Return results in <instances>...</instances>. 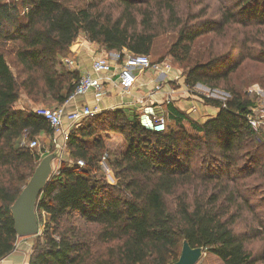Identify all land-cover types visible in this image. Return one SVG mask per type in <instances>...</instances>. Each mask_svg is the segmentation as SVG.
Wrapping results in <instances>:
<instances>
[{"label": "trees", "instance_id": "16d2710c", "mask_svg": "<svg viewBox=\"0 0 264 264\" xmlns=\"http://www.w3.org/2000/svg\"><path fill=\"white\" fill-rule=\"evenodd\" d=\"M206 1L89 0L76 9L60 0H0V257L18 240L11 206L54 152L19 145L54 133L35 111L15 108L21 93L64 105L82 76L63 59L81 34L123 60L125 52L151 56L155 41L173 33L170 54L180 63L200 39L224 40L226 51L190 68L185 83L223 86L230 98L204 97L220 110L216 117L200 124L180 113L160 133L123 110L75 126L66 141L74 163L63 162L39 198L41 234L28 264H175L185 240L222 264H264V139L246 118L254 105L246 83H232L248 65L264 71V0H212L213 10L202 8ZM252 81L264 88V72ZM109 133L124 137L123 151L106 148ZM105 154L117 184L100 173Z\"/></svg>", "mask_w": 264, "mask_h": 264}, {"label": "crops", "instance_id": "0c3cea01", "mask_svg": "<svg viewBox=\"0 0 264 264\" xmlns=\"http://www.w3.org/2000/svg\"><path fill=\"white\" fill-rule=\"evenodd\" d=\"M79 45L80 47L76 53H71L70 55L75 63L73 70H78L81 73V76L90 74L95 78L104 77V74L98 75L92 70L93 61L98 58V54H96L97 46L85 40L81 41ZM112 62L114 63L115 60ZM135 73L137 75V81L130 94L123 93L118 82L111 83L105 81L106 97L104 99L97 101L93 92L90 91L86 95L75 97L70 104H68L66 111L72 112L76 109H81L84 106H89L92 109H98V111L123 110L127 116L132 118L135 115L141 116L146 107L152 106L156 108L157 111H161L164 114L166 113L169 126L176 125L177 120H180L179 118L182 116L180 113L187 114L190 119L203 124L216 117L220 111L216 107L205 104L202 99L195 97L192 94V91L190 94V90L187 87H181V89L174 90L171 83H175L181 78L173 72L163 75L160 78L156 75H151L140 70ZM158 81L162 83V88L160 92H155ZM182 82L183 81H180L179 83ZM54 106H57V103H54L52 107ZM171 110L174 111L172 112ZM186 123L187 122H185V124ZM63 128L65 130L69 129V123L67 120H64ZM44 135L45 134L40 137H43ZM53 136V141L54 139L60 141L58 144L61 146L60 154L64 153L62 152V145H65L66 141H64L62 134L53 133ZM105 145L108 150H111L112 148L115 151H123L125 149V140L122 135L109 133L105 137ZM68 157L69 153L65 155V162L73 164ZM106 177L108 182L111 183V173ZM30 238L32 237L18 238L14 251L5 257L1 264H28L34 246V243L33 241H30ZM205 256L207 264H222L221 261L214 256H207V254H205Z\"/></svg>", "mask_w": 264, "mask_h": 264}, {"label": "built area", "instance_id": "2783aa9c", "mask_svg": "<svg viewBox=\"0 0 264 264\" xmlns=\"http://www.w3.org/2000/svg\"><path fill=\"white\" fill-rule=\"evenodd\" d=\"M19 1V0H15ZM119 59L116 62L109 61L108 58L99 57L93 61L92 70L98 75L104 74L102 78H95L90 74H85L81 77V80L71 98L64 105H57L51 108L39 107L35 109V113L39 116L45 118L54 133L62 134L64 141H67L70 131L81 122L87 121L90 117L103 111H98V109H92L89 106H84L81 109H76L72 112H67L66 108L68 104L77 96L86 95L90 91L93 92L94 97L97 101L101 100L106 96V90L104 82L108 81L111 83H117L120 85L122 92L125 94H130L132 89L135 87L137 81L136 71L140 70L148 74L156 75L157 77H162L172 72V65L168 60L163 61H153L150 56L146 55H131L125 52L123 60H121V55L118 54ZM64 64L67 68L73 69L75 63L72 59H65ZM158 81L156 85L155 92H160L162 88V83ZM247 121L255 130L257 136H261L264 139V96L260 97L255 101L254 105L249 109V114L247 115ZM64 120L69 123V129L65 130ZM142 125L151 131L160 133L167 129V117L161 112L157 111L156 108L148 106L143 110L141 115ZM27 139V136L24 137ZM28 140V139H27ZM22 142V141H21ZM22 147H27L31 150L39 146L38 140L27 142L24 140L22 142ZM58 147L61 146L59 145ZM108 154H105L100 163L102 172L105 176L111 173V168L107 165ZM77 166L83 168L85 162L83 160L77 161ZM44 217H46L44 215ZM4 258L0 257V264L3 263Z\"/></svg>", "mask_w": 264, "mask_h": 264}, {"label": "rangeland", "instance_id": "374dc122", "mask_svg": "<svg viewBox=\"0 0 264 264\" xmlns=\"http://www.w3.org/2000/svg\"><path fill=\"white\" fill-rule=\"evenodd\" d=\"M9 1H12V0H9ZM60 1L64 2L71 8L80 9V8L85 7L89 0H60ZM206 5H209L211 10H213L214 8L215 9L217 8L216 2H213L212 0H207L205 4L202 6V8L205 7ZM83 40L88 41L86 39V36L84 34H81V36L77 39L75 44H79ZM176 40H177V35L173 33H167V34L165 33L161 35L155 41L153 53L150 56L151 59L155 62L168 60L171 63L173 67L172 72L176 74L177 76H179V78H181L180 80L178 79L175 83H171V86H173L174 90L181 89V87L188 88L185 81H186L187 72L190 68L194 67L198 62H202V63L206 62L208 58L210 57V54L215 55V54H220L226 51L224 47V40L221 37L210 35L209 37H205L197 41V43L193 46L192 55L189 58V60L185 61L184 63H180L176 61L170 54V52L173 49V45L176 43ZM93 45L97 46L96 54H98V58L104 57V58H108L109 61L115 60V62L117 61V59H119L118 56H116L118 55V53H113V52L108 53L100 45H97V44H93ZM13 49H14L13 44L11 43L7 44V47H6V50L8 51L7 61L12 66V69L15 72V67L13 65V59H14ZM65 59H72V58L71 56L64 57L63 62ZM70 70H73V69H70ZM263 72L264 71L262 70L261 67H258L256 65H248L247 67H244L240 72H238L234 76L232 83H236L238 86L242 85L243 83H246L245 87H243V90L247 94L249 99L253 103H255V101L260 97V95L264 96V88L259 83H256L252 80H257V77L261 75ZM180 81H183V82L179 83ZM189 90H190V94L192 91V94L195 97L202 99L203 101H204V97L215 99V100H220L223 102H226L230 98V95L228 94L226 90H224L223 86L209 88L207 86L198 84L195 88H191ZM105 97H103L102 99H104ZM53 105H54V102L50 98L44 102L36 103L35 101L28 98L24 92H22L21 98L16 103L15 108L27 110V111H35V109L39 107L51 108ZM186 125L189 127L187 123ZM167 126H168V121H167ZM189 130L192 132L190 127H189ZM40 136L36 137V139L38 140L39 146L32 150L37 155H42L44 152L48 153V152L54 151L59 146L58 144L60 141L57 139H54L53 141V138H54L53 135L45 134L43 137H40ZM261 139H262L261 136H257L256 140L261 141ZM24 140L26 141V143L30 142L29 140L24 139L23 137L21 141L23 142ZM21 141H19L20 146H22L23 144ZM62 149H63L62 152L64 153H61L59 158L54 162V173L53 174L58 173L59 169L61 168L62 163L65 162L64 160L65 155L69 153L68 151H66L67 150L66 144L62 145ZM109 151L112 152L115 150L111 148V150ZM68 158L70 159V156ZM71 162L74 163L73 159L71 160ZM100 173L104 175L102 171H100ZM111 183L117 184V179L112 169H111ZM40 234H41V230H40ZM36 237L37 236H33L32 238H30V241H33L34 244L36 242ZM206 260L207 259L205 256L198 262V264H207Z\"/></svg>", "mask_w": 264, "mask_h": 264}, {"label": "water", "instance_id": "95a60500", "mask_svg": "<svg viewBox=\"0 0 264 264\" xmlns=\"http://www.w3.org/2000/svg\"><path fill=\"white\" fill-rule=\"evenodd\" d=\"M79 47V44L74 43L71 47V53L75 54ZM60 152V147H57L54 152L41 159L34 174L11 206L14 229L18 238L33 237L40 234L37 205L54 173V162L59 158ZM204 256L205 250L203 248H192L185 240L180 258L175 264H198Z\"/></svg>", "mask_w": 264, "mask_h": 264}]
</instances>
